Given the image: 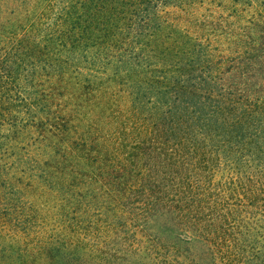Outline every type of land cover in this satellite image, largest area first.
Instances as JSON below:
<instances>
[{"label":"trees","instance_id":"1","mask_svg":"<svg viewBox=\"0 0 264 264\" xmlns=\"http://www.w3.org/2000/svg\"><path fill=\"white\" fill-rule=\"evenodd\" d=\"M258 215L264 0H0L6 264H264Z\"/></svg>","mask_w":264,"mask_h":264},{"label":"rangeland","instance_id":"2","mask_svg":"<svg viewBox=\"0 0 264 264\" xmlns=\"http://www.w3.org/2000/svg\"><path fill=\"white\" fill-rule=\"evenodd\" d=\"M259 218H262V216L258 215V217H256V220L254 219L255 223H254V227H255V231L253 232L250 241L248 243V246L250 248H255L256 250L259 249V251L263 250V246H264V229L262 228V220H259ZM253 219V217L251 218ZM133 232V231H132ZM134 233V232H133ZM136 237L146 240L142 233L140 234H136L134 233ZM2 235V234H1ZM4 241V240H3ZM144 244L147 245L146 242H144ZM4 246V242L0 243V248H2ZM126 247V248H124ZM110 248H112V250L118 249L119 251H126V253L123 255L124 260L123 261H117L118 263L121 262V264H135V259L132 257L133 254L130 253V251L132 250L130 247L128 248L127 246H123L120 247L117 244H114L113 242L110 243ZM249 248V249H250ZM7 251V250H6ZM5 250H1L0 249V263L1 264H6V262L8 261V255L6 254ZM3 253V256H2ZM121 253H119L120 255ZM106 260H100V264H112L109 261H113V259L111 257H106ZM133 258V259H132ZM255 261V259L253 260ZM253 261L251 263H253ZM261 264V262L259 260H256L254 262V264Z\"/></svg>","mask_w":264,"mask_h":264}]
</instances>
